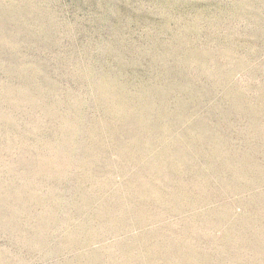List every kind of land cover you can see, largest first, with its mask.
I'll use <instances>...</instances> for the list:
<instances>
[{
  "label": "rangeland",
  "instance_id": "374dc122",
  "mask_svg": "<svg viewBox=\"0 0 264 264\" xmlns=\"http://www.w3.org/2000/svg\"><path fill=\"white\" fill-rule=\"evenodd\" d=\"M0 264H264V0H0Z\"/></svg>",
  "mask_w": 264,
  "mask_h": 264
}]
</instances>
